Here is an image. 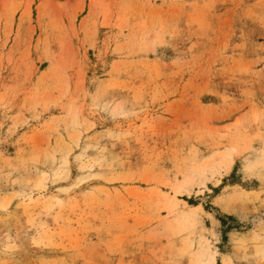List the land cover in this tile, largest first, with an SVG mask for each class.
Listing matches in <instances>:
<instances>
[{
    "label": "rangeland",
    "instance_id": "374dc122",
    "mask_svg": "<svg viewBox=\"0 0 264 264\" xmlns=\"http://www.w3.org/2000/svg\"><path fill=\"white\" fill-rule=\"evenodd\" d=\"M0 264H264V0H0Z\"/></svg>",
    "mask_w": 264,
    "mask_h": 264
},
{
    "label": "bare ground",
    "instance_id": "6f19581e",
    "mask_svg": "<svg viewBox=\"0 0 264 264\" xmlns=\"http://www.w3.org/2000/svg\"><path fill=\"white\" fill-rule=\"evenodd\" d=\"M28 1V0H27ZM28 8V7H27ZM27 12V11H26ZM177 191V190H176Z\"/></svg>",
    "mask_w": 264,
    "mask_h": 264
}]
</instances>
